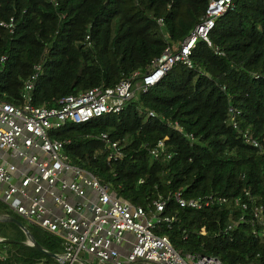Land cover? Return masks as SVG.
<instances>
[{
    "label": "trees",
    "instance_id": "16d2710c",
    "mask_svg": "<svg viewBox=\"0 0 264 264\" xmlns=\"http://www.w3.org/2000/svg\"><path fill=\"white\" fill-rule=\"evenodd\" d=\"M209 2L0 0V23L13 18L15 24L13 31L0 24V100L19 102L37 63L43 71L35 84L36 105L58 106L62 97L113 87L145 70L168 44L184 39ZM209 36L213 46L197 42L192 68L178 63L120 113L69 121L53 135L70 140L64 153L73 164L136 205L147 207L176 191L187 197L233 198L249 190L254 202L248 211L184 208L172 197L162 214H176V219L160 223L156 233L167 235L183 253L201 252L225 264H264V235L253 212L264 205V0H234ZM230 107L240 110L239 130L230 122ZM151 110L156 117L149 116ZM175 122L182 132L173 127ZM246 131L261 147L245 141ZM102 133L120 141L122 158L107 159ZM160 139L167 154L155 158L150 148ZM7 214L14 216L0 202V217ZM241 214L244 221L229 229ZM15 217L47 250L65 254L61 239ZM203 227L206 233L200 234ZM27 242L21 227L0 221V264H61Z\"/></svg>",
    "mask_w": 264,
    "mask_h": 264
},
{
    "label": "built area",
    "instance_id": "2783aa9c",
    "mask_svg": "<svg viewBox=\"0 0 264 264\" xmlns=\"http://www.w3.org/2000/svg\"><path fill=\"white\" fill-rule=\"evenodd\" d=\"M233 7L234 0H210L205 13L184 39L168 44L145 70L135 71L113 87L95 86L80 94L62 97L58 106L36 105L35 84L43 71L42 63H37L24 81L19 102L0 100V202L14 216L61 239L66 251L62 256L67 257V263L87 264L88 260L79 257L83 251L90 256V262L96 261V264L143 261L225 264L201 252L177 250L167 235L156 233V228L162 222L171 223L176 219V214H162L172 197L184 208L227 206L248 211L254 202L249 190L233 198L219 194L187 197L183 191H176L168 196L160 195L147 207L136 205L118 198L110 184L103 183L93 172L73 164L64 153L70 140L59 139L53 132L69 121L83 123L106 114H118L130 100L159 83L176 64L192 68L191 55L197 42L204 40L213 46L211 31L218 18ZM158 23L163 26V18H159ZM0 24L11 31L15 27L13 18ZM216 52L224 54L219 48ZM6 58L2 56L1 61ZM239 113L240 110L230 107V122L238 130ZM149 116L157 114L151 110ZM173 127L183 131L178 122L173 123ZM243 136L247 143L261 147L248 131ZM99 138L107 147L108 160L123 157L120 141L112 140L107 133ZM150 152L155 158L167 154L165 140L160 139ZM253 212L260 234L264 235V205L255 206ZM241 221H244L242 214L228 228L236 227ZM199 233L205 234L206 228Z\"/></svg>",
    "mask_w": 264,
    "mask_h": 264
},
{
    "label": "water",
    "instance_id": "95a60500",
    "mask_svg": "<svg viewBox=\"0 0 264 264\" xmlns=\"http://www.w3.org/2000/svg\"><path fill=\"white\" fill-rule=\"evenodd\" d=\"M0 221L13 222V223L17 224L19 227H21V229L28 236V242H27L28 245H31V246L35 247L37 250L42 251V252L58 259L61 262V264H69V263H67V257L60 256L58 254L50 252L43 245H41L39 242H37L35 240V238L33 237V235L31 234V232L29 231V229L17 217L7 214V215L0 217ZM77 260H80V258L77 257Z\"/></svg>",
    "mask_w": 264,
    "mask_h": 264
},
{
    "label": "rangeland",
    "instance_id": "374dc122",
    "mask_svg": "<svg viewBox=\"0 0 264 264\" xmlns=\"http://www.w3.org/2000/svg\"><path fill=\"white\" fill-rule=\"evenodd\" d=\"M79 257H80L81 259H85V260H83V261H87V260H88L89 262H87V264H96V261H95V263L90 262V256H89V255H86V253L83 252V251L80 252ZM75 264H81V262L76 261Z\"/></svg>",
    "mask_w": 264,
    "mask_h": 264
},
{
    "label": "crops",
    "instance_id": "0c3cea01",
    "mask_svg": "<svg viewBox=\"0 0 264 264\" xmlns=\"http://www.w3.org/2000/svg\"><path fill=\"white\" fill-rule=\"evenodd\" d=\"M145 263H147V264H153V263H151V262H146V261L139 262V263H137V264H145Z\"/></svg>",
    "mask_w": 264,
    "mask_h": 264
}]
</instances>
